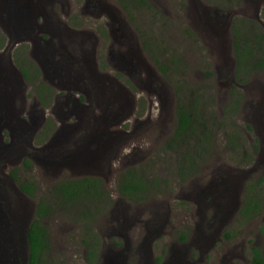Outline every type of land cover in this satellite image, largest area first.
<instances>
[{
    "label": "rangeland",
    "instance_id": "1",
    "mask_svg": "<svg viewBox=\"0 0 264 264\" xmlns=\"http://www.w3.org/2000/svg\"><path fill=\"white\" fill-rule=\"evenodd\" d=\"M144 1L92 0L101 6L91 8L85 0H45L40 38L39 27L25 31L26 22L41 23L31 19L35 0H0V264H26L36 199L48 201L53 184L80 176L101 177L111 203L89 221L73 206L55 209L45 220L48 264H252L249 239L264 255V68L245 84L235 80L230 32L241 17L264 33V0ZM234 87L242 97L236 115L227 114ZM193 96L207 154L196 173L180 179L177 154L185 147L165 144L176 97L186 103ZM72 98L86 106L67 113ZM79 140L84 163L77 165ZM88 158L97 164L87 165ZM129 166L149 167L168 185L130 202L116 188ZM13 171L37 182L35 198L18 190ZM249 183L263 207L242 223L238 209ZM86 224L98 239L92 261Z\"/></svg>",
    "mask_w": 264,
    "mask_h": 264
},
{
    "label": "trees",
    "instance_id": "2",
    "mask_svg": "<svg viewBox=\"0 0 264 264\" xmlns=\"http://www.w3.org/2000/svg\"><path fill=\"white\" fill-rule=\"evenodd\" d=\"M224 3H230L232 0H222ZM238 1V0H234ZM140 5L146 4L144 0H137ZM231 39L232 52L236 60V68L234 78L240 84H245L251 71L264 68V33L259 24L254 20H246L241 17L235 18L231 22ZM4 36L0 31V49L3 46ZM23 78L30 81V69L23 64L19 66ZM163 70L162 67H160ZM33 71L37 75V68L33 67ZM238 88L229 92L231 98L227 104V114L236 115L237 104L240 103L242 97ZM41 99L42 94L38 93ZM197 97L193 96L191 101L186 99V103L181 101L180 97H176V124L174 132L167 140L166 149H179L184 146L177 156L175 171L180 179H185L197 172L196 162L201 157V154H207V149L204 146L208 134L207 131L199 130L201 123L205 126L204 118L196 111L195 101ZM232 110V111H231ZM46 126V125H45ZM47 135L43 134L38 137V142H44ZM234 138H236L234 136ZM191 149V150H189ZM25 165L30 164L25 160ZM16 182L17 188L25 196L35 198L37 195V182L35 180L17 178L16 173H11ZM260 182V181H259ZM168 185L166 179L155 175L150 171L149 167L132 166L125 168L119 172L117 179V192L120 196L130 202H139L148 198L150 195L156 194ZM251 184L246 186L248 191ZM244 197L240 208V216L247 212L246 207H250V201ZM254 202V206H259L258 202ZM111 203L109 193L105 188L104 181L101 177L80 176L72 179L61 180L55 185L53 184L50 190L49 200L43 198L36 199L33 217L30 220L26 230L27 241V261L26 264H48L46 253L50 248L48 228L45 225V220L51 217L55 209L62 207L73 206L74 209L81 212L80 219L95 218L98 214H103ZM257 212V211H254ZM83 217V218H82ZM86 230H90L86 224ZM225 238H230V233L227 231ZM94 247L88 251V258L92 261V257L96 256L98 239L96 234L91 232ZM185 233L181 232L180 238L185 239ZM253 264H264V256L261 255L259 249L253 248L251 251Z\"/></svg>",
    "mask_w": 264,
    "mask_h": 264
},
{
    "label": "flooded vegetation",
    "instance_id": "3",
    "mask_svg": "<svg viewBox=\"0 0 264 264\" xmlns=\"http://www.w3.org/2000/svg\"><path fill=\"white\" fill-rule=\"evenodd\" d=\"M44 1L45 0H40V1L37 2V0H35V3L33 5V9L35 8V5H36L37 6V11H36L35 15L32 16V18H31L36 24L38 23V19H40V22L41 23L39 25H36V26L33 27L31 25H28V22H26L27 28H25V31H28V32L32 33V32H34V30L36 28L39 27L40 28L39 34L41 35L40 38H44V36H45L44 34L46 33V30H44L43 27H45L46 23H48V22L45 21L46 15L44 16V10H45L44 3H43ZM90 3H91V8L92 7L94 8L96 6H101L99 2H97V4H94V3H92V0H85V6H89ZM114 23H115V20L112 21V25H114ZM1 33L3 34L4 39H5L4 33L2 31H1ZM4 39H3V41H5ZM4 45H3V47H4ZM73 78H75V81L76 80L78 81V79L80 80L79 77L76 78V75H74ZM105 103H107V101H104V104ZM85 106L86 105L81 100H79L77 98H72L71 99V105L70 106H66V112L67 113L75 112L78 107L83 108ZM44 113H45V111H44ZM75 117L77 119V116H75ZM104 118L105 117H102V120H104ZM74 151L77 154V158H74L73 157V159H74L73 162H75V164H77V165L83 164L84 161H83V158H82V146H81L80 140L74 144ZM91 164H93V165L94 164H97L95 162L94 158H88L87 159V165H91ZM249 184H251V187L249 188L248 191L245 190L244 197H247L248 196L247 201H250L251 205H250V207H246V205H245V208H246L247 212L244 213V215H242V216H240V214H239L240 208H241L242 204H240V207L238 209V219L240 221H242V223H247L250 220H253L257 216H259V214L262 211V207H263V199L261 197H259V192L257 191L258 190L257 189V186H254L252 183H249ZM243 200H244V198H243ZM252 201L258 202L259 206L258 207L257 206H254V202H252ZM254 211H257V212H254ZM33 212H34V210H33ZM259 233L261 235L264 234V225H262L259 228ZM180 236H181V233H180ZM248 243L251 244L249 246L250 247V249H249L250 254L249 255H250L251 263L253 264L252 257H251V251H252V249L253 248H257V249H259L261 255H263V253L261 252V250H262L261 247L255 246L253 244V241L252 240L249 239L248 240Z\"/></svg>",
    "mask_w": 264,
    "mask_h": 264
},
{
    "label": "water",
    "instance_id": "4",
    "mask_svg": "<svg viewBox=\"0 0 264 264\" xmlns=\"http://www.w3.org/2000/svg\"><path fill=\"white\" fill-rule=\"evenodd\" d=\"M27 242V241H26Z\"/></svg>",
    "mask_w": 264,
    "mask_h": 264
}]
</instances>
